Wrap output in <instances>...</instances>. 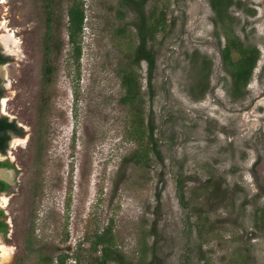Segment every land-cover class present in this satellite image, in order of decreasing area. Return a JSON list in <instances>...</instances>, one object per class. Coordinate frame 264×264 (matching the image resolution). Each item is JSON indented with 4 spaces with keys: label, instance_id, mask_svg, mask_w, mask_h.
<instances>
[{
    "label": "rangeland",
    "instance_id": "obj_1",
    "mask_svg": "<svg viewBox=\"0 0 264 264\" xmlns=\"http://www.w3.org/2000/svg\"><path fill=\"white\" fill-rule=\"evenodd\" d=\"M73 1L85 14L78 60L67 31ZM46 3L0 0L1 33L19 41L3 70L6 103L28 128L14 153V226L10 239L0 233V248L13 253L0 264H58L62 255L92 264L104 232L126 264H264V0H231L221 17L210 0H144L146 22L165 19L146 41L151 69L132 62L141 17L133 5ZM227 36L258 51L238 90L221 56ZM127 65L137 77L133 104L123 102Z\"/></svg>",
    "mask_w": 264,
    "mask_h": 264
},
{
    "label": "trees",
    "instance_id": "obj_2",
    "mask_svg": "<svg viewBox=\"0 0 264 264\" xmlns=\"http://www.w3.org/2000/svg\"><path fill=\"white\" fill-rule=\"evenodd\" d=\"M46 6L49 8L51 5V0H46ZM144 0H122V5H133L134 9L138 12V14L141 16L139 22L136 24L137 28V35L139 36V42L138 45L134 48V57L132 59V62L136 65L140 63V61L144 60L146 61L148 67L151 69L154 66L155 63V53L151 48H148L146 46V41L148 39L153 40L155 37V34L160 31L165 24L164 17L160 16L159 18H153L151 21L146 22V18L139 9L140 5ZM49 3V4H48ZM81 3V2H80ZM78 1H73L68 10H67V17H68V24H67V31H68V41L73 47V52L75 55V58L78 60L80 56V47H79V41L78 36L83 31V19H84V10ZM231 3V0H210V4L215 10L216 14H218L219 17L222 16V14L225 13L228 5ZM50 10V9H49ZM48 18H51V13L48 11ZM221 19V18H220ZM122 30L120 29L119 32ZM233 52L237 53V58L235 61L231 59V55ZM46 53H48L46 51ZM221 56L225 64L231 65L232 69L230 72V75L233 80L234 89L238 90L241 86H244L252 72L253 68L255 66V63L258 59V51L255 48L252 47H242L239 42L232 36H227V42L226 45L221 50ZM129 65L124 66L123 71H121V79L123 86L126 87L125 95L123 97V102L133 104V102L136 100L137 97V77L136 74L132 73L131 70L128 68ZM51 70L47 67H44V74L45 78L48 80ZM139 121V122H136ZM133 123V129L134 131V137L141 141L144 138V131L141 129L142 121L141 119H135ZM136 124V125H135ZM149 132L146 133L147 141L149 142V145H153V137H152V129L149 128ZM144 152H147L145 150ZM145 156V153H143V157ZM133 159L135 161H141L145 160L140 154L139 151H135L132 154ZM179 190L180 187H178ZM108 231V230H107ZM111 236L107 233H100L95 235V240L92 243V249L95 250L97 248V245H101V254L99 257L94 258V261H92V264H106L108 262H119L120 264H126L118 255V253H115V251L112 249L111 246ZM66 255L59 256L58 258V264H65V258ZM46 260V259H45ZM153 262H149L146 264H152ZM141 264V263H138Z\"/></svg>",
    "mask_w": 264,
    "mask_h": 264
},
{
    "label": "flooded vegetation",
    "instance_id": "obj_3",
    "mask_svg": "<svg viewBox=\"0 0 264 264\" xmlns=\"http://www.w3.org/2000/svg\"><path fill=\"white\" fill-rule=\"evenodd\" d=\"M2 48L3 46L0 44V233L3 238L8 237L10 239L14 225L8 209L11 197L18 190L19 183L21 182L20 176L22 175V171H20L22 167L17 165V157L14 153L18 148L25 147L27 141L26 130L28 128L17 120L16 115L10 114L7 103L6 112L2 109V100L6 98V101H8L10 99L8 94L12 92L10 89L11 80L6 73H3L4 67L10 64L11 57ZM34 134H36L35 148L37 151H40L39 133L34 130ZM19 139L24 140V144L14 145V142ZM3 197L7 199V203H3Z\"/></svg>",
    "mask_w": 264,
    "mask_h": 264
},
{
    "label": "bare ground",
    "instance_id": "obj_4",
    "mask_svg": "<svg viewBox=\"0 0 264 264\" xmlns=\"http://www.w3.org/2000/svg\"><path fill=\"white\" fill-rule=\"evenodd\" d=\"M4 25H5V21L4 22H1V24H0V43L3 46L4 50L8 54L12 55V54L15 53L14 52L15 49L18 47L19 41L10 32H8V33H1L2 28L5 27ZM2 109H3L4 112H6V99L5 98L2 100ZM23 143H24V140H20L19 139V140H16L14 142V145H21ZM2 174H4V173H2ZM2 200H3V203H7V199L5 197H3ZM12 253H13V251H12V248L11 247H9V246H1V248H0V258H1L2 261H4V262L5 261H8V259L11 256Z\"/></svg>",
    "mask_w": 264,
    "mask_h": 264
}]
</instances>
